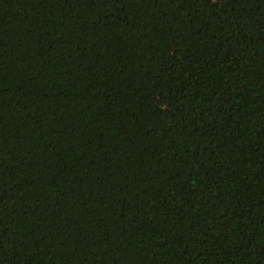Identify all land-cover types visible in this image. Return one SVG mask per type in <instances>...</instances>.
<instances>
[{"label": "trees", "instance_id": "trees-1", "mask_svg": "<svg viewBox=\"0 0 264 264\" xmlns=\"http://www.w3.org/2000/svg\"><path fill=\"white\" fill-rule=\"evenodd\" d=\"M0 264H264V0H0Z\"/></svg>", "mask_w": 264, "mask_h": 264}]
</instances>
